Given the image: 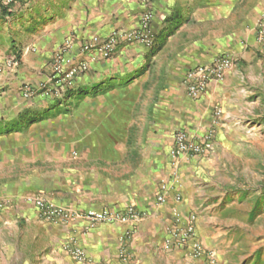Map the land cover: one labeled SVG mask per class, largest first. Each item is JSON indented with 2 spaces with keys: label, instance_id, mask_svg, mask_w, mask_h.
Segmentation results:
<instances>
[{
  "label": "crops",
  "instance_id": "crops-1",
  "mask_svg": "<svg viewBox=\"0 0 264 264\" xmlns=\"http://www.w3.org/2000/svg\"><path fill=\"white\" fill-rule=\"evenodd\" d=\"M263 10L264 0L0 4V67L9 56L20 61L14 74L0 75V264H76L62 251L67 242L86 264H128L119 258V239L131 232L127 248L135 259L160 248L174 211L187 216L197 205L209 220L233 210L243 193L244 202L262 209L264 196L246 188L250 173L264 187V43L257 35ZM146 14L151 49L122 44L109 59L91 63L63 106L22 98V83L44 80L64 42L76 54L92 39L138 30ZM221 57L232 61L223 80L198 100L186 97L185 73ZM210 129L211 153L170 158L177 132L201 138ZM27 195L79 212L133 207L145 216L136 225H55L38 217ZM202 225L195 224L199 240ZM175 254L193 260L185 250Z\"/></svg>",
  "mask_w": 264,
  "mask_h": 264
},
{
  "label": "built area",
  "instance_id": "built-area-1",
  "mask_svg": "<svg viewBox=\"0 0 264 264\" xmlns=\"http://www.w3.org/2000/svg\"><path fill=\"white\" fill-rule=\"evenodd\" d=\"M27 0H0V4L9 7L15 3L25 2ZM149 1V0H143ZM151 16L143 15L140 20V28L132 31H114L107 37L97 40L92 39L79 46L76 54H69L72 44L69 41L60 45L53 53L48 64V75L42 81L23 82L20 87V93L24 100L30 101L34 98H41L57 103L63 106L71 98L74 91L76 79L89 70L91 63L105 61L109 59L118 46L141 45L146 49L153 47V37L149 32V23ZM258 40L264 43V10L261 13L257 24ZM20 61L14 56L5 59L0 67V75L4 72L14 74ZM232 66V61L227 57L215 59L211 64L196 66L188 70L182 78V90L186 97L191 100H198L207 90L212 82H221L225 72ZM221 115L220 109H215L214 118ZM214 130H208L201 138H193L185 132H177L173 138V146L170 149L169 156L172 160L180 157H199L209 154L213 151ZM165 191V186L162 187ZM176 201H180L177 196ZM27 204H30L37 211L38 217L47 223L55 225H70L77 222L83 223L87 229L94 228L97 224H122L136 225L143 220L144 214L136 211L133 207L126 208L123 212L110 211H87L79 212L63 206H58L42 195H27L24 198ZM157 201L162 203L164 196L159 195ZM5 204L0 203V209ZM193 220V217H191ZM174 226L169 231L167 243L170 246L182 248L188 255L204 264H215V258L212 253H207L200 240L197 238L195 229L191 222L185 225L180 224V216L173 212ZM131 238V232H126L120 239L119 258L123 262L130 260L127 243ZM62 251L70 257L76 264H86L85 254L75 247L72 243H65Z\"/></svg>",
  "mask_w": 264,
  "mask_h": 264
},
{
  "label": "rangeland",
  "instance_id": "rangeland-1",
  "mask_svg": "<svg viewBox=\"0 0 264 264\" xmlns=\"http://www.w3.org/2000/svg\"><path fill=\"white\" fill-rule=\"evenodd\" d=\"M264 180V173L259 175ZM256 174H249V187L246 193L260 192L264 196V187H258L255 180ZM232 195L237 194L235 184L229 189ZM246 194L237 196V203L233 205L235 208L227 212H219L217 214L208 215L209 220L204 217L202 207L195 206L194 210L187 216L180 217L183 219L180 224L183 226L191 222L195 229L196 222L204 223V235L200 242L207 253H212L215 258V264H264V205L262 209H257L251 202H244ZM242 197V198H241ZM243 201V202H242ZM179 202V201H177ZM224 207V205H221ZM247 208V211L244 209ZM193 217V220L191 219ZM141 222V221H140ZM174 226L170 220L169 226L165 230L160 248L154 249L152 252L141 251L137 258L129 253L130 260L128 264H197L195 261L186 260L185 257L178 254L172 255L175 250L179 249L170 246L167 241L169 231ZM196 232V231H195ZM132 238V234H131ZM130 238V239H131ZM147 243L145 238L141 239L142 246ZM185 250V249H182ZM192 259V258H191ZM197 261V260H196ZM204 264V263H200Z\"/></svg>",
  "mask_w": 264,
  "mask_h": 264
}]
</instances>
